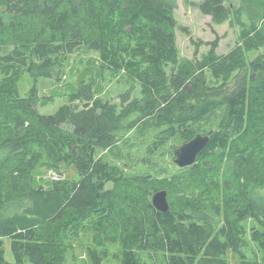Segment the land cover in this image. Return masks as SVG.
Listing matches in <instances>:
<instances>
[{"label": "trees", "instance_id": "obj_1", "mask_svg": "<svg viewBox=\"0 0 264 264\" xmlns=\"http://www.w3.org/2000/svg\"><path fill=\"white\" fill-rule=\"evenodd\" d=\"M229 2L204 0L200 10L216 24L231 18L241 45L220 55L215 40L200 59H186L177 0H0V264H66V241L82 229L96 245L118 241L122 264H140L137 252H153L160 264H228V252L239 264H260L246 253L245 223H257L251 240L264 253V196L254 195L264 189V62L247 55L264 50V0ZM78 47L100 54L102 74L137 81L141 98L126 92L118 104L103 101L83 81L55 113L41 114L53 99L36 86L22 97L20 80L60 82ZM206 72L222 85L243 78L223 97H200ZM198 122L217 126L197 130ZM151 127L163 133L152 155L171 138L181 139L174 157L197 134L210 136L197 162L167 179L177 188L165 189L167 213L152 205L154 176L119 194L123 171L95 157L122 132ZM62 165L75 166L79 178L35 185L36 171Z\"/></svg>", "mask_w": 264, "mask_h": 264}, {"label": "rangeland", "instance_id": "obj_2", "mask_svg": "<svg viewBox=\"0 0 264 264\" xmlns=\"http://www.w3.org/2000/svg\"><path fill=\"white\" fill-rule=\"evenodd\" d=\"M204 0H177L178 8L175 11L177 21L176 36L180 52V58L200 59L211 48L213 41L218 40L217 53L227 54L236 46L241 45L240 27L230 18L222 24H216L211 16L204 15L200 6ZM240 0H230L232 8H236ZM247 61L264 62V50L254 51L247 55ZM100 54L95 51H88L84 47H78L64 63L60 70L61 81L54 79H38L35 81L30 75L25 74L19 82V91L22 97L28 96L31 88L36 86L41 97H51L52 103L48 106L40 105L38 110L43 115H51L57 109L67 103L69 95L76 92L83 81L91 82L94 86V93L103 101L120 103V96L129 92L134 98H141V87L137 81L130 80L124 73L113 76L109 72L102 74ZM168 73L170 68L167 69ZM3 75L0 74V80ZM242 74L236 73L229 83L222 85L215 80L210 72L203 76L204 88L199 96L212 95L220 98L232 91L241 81ZM214 121V120H213ZM212 122V121H211ZM210 123V122H209ZM198 122L193 124L197 130L209 131L217 124ZM139 128L122 132L117 144L110 150H98L95 157L101 158L110 166H116L123 171L125 179L119 182L116 187L119 194L125 192L129 187L134 189L140 185L141 176L155 177L149 184L150 199L152 201L153 191L167 189L171 194H177V188L169 184L167 179L179 174L180 169L171 155L173 146L181 142L179 137L169 139L164 146L159 145V150L152 155L154 142L163 133L157 128H149L140 132ZM187 174V172H183ZM35 185L49 186L58 179L77 180L79 172L73 165H62L59 170L41 169L35 172ZM145 185V184H144ZM151 185L156 188L153 189ZM109 188L114 185L109 184ZM148 187V186H147ZM254 195L264 196V189L254 190ZM247 228V250L246 253L254 261L264 264V253L251 240V229L258 227L257 223L249 220L245 223ZM68 253L66 264H122L123 248L118 241L111 240L105 245H96L93 242V233L88 229H82L75 237H69L66 241ZM6 258L13 261L10 250V242L6 241ZM140 264H160V257L153 252H137ZM228 264H239V258L231 252L226 255ZM26 264H30L26 262Z\"/></svg>", "mask_w": 264, "mask_h": 264}, {"label": "water", "instance_id": "obj_3", "mask_svg": "<svg viewBox=\"0 0 264 264\" xmlns=\"http://www.w3.org/2000/svg\"><path fill=\"white\" fill-rule=\"evenodd\" d=\"M210 142L209 135L197 134L192 140L177 147L174 151V163L179 168H186L197 162L198 156L203 152ZM153 207L162 213L170 210L168 191L165 189L157 191L152 198Z\"/></svg>", "mask_w": 264, "mask_h": 264}]
</instances>
